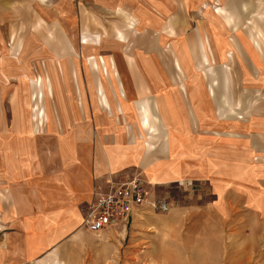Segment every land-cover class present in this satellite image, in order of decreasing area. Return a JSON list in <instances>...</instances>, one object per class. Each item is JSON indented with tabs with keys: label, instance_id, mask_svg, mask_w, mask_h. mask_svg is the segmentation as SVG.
I'll list each match as a JSON object with an SVG mask.
<instances>
[{
	"label": "crops",
	"instance_id": "0c3cea01",
	"mask_svg": "<svg viewBox=\"0 0 264 264\" xmlns=\"http://www.w3.org/2000/svg\"><path fill=\"white\" fill-rule=\"evenodd\" d=\"M90 4L119 19L106 31L107 44L83 46V61L54 56L53 49L43 62L39 75L47 72L52 90L42 97L45 120L39 125L32 118L29 95L6 103L0 213L15 218L5 224L11 231L2 255L26 256L25 238L41 250L55 245L81 226L93 192H105L109 180L137 176L148 199L169 206L174 190L192 192L228 223L236 252L228 256H240L237 264L258 256L255 264H264V44H251L264 31L241 30L237 48L215 41V22H230L237 12L244 21L264 20V0ZM194 20L201 24L194 28ZM173 37L181 38L179 50L169 46ZM89 55L104 60L107 77L89 65ZM230 68L240 70L239 79Z\"/></svg>",
	"mask_w": 264,
	"mask_h": 264
},
{
	"label": "rangeland",
	"instance_id": "374dc122",
	"mask_svg": "<svg viewBox=\"0 0 264 264\" xmlns=\"http://www.w3.org/2000/svg\"><path fill=\"white\" fill-rule=\"evenodd\" d=\"M90 2L0 0V124L7 120L6 103L18 102L21 95L24 98L29 95L34 103L30 107L36 123L40 125L45 120L42 97L51 95V80L46 71L43 76L39 72L43 71V62L52 57L53 49L56 50L54 56L59 54L62 59L72 57L75 61H83L86 55L83 46L100 45L101 48L107 44L106 31L114 29L119 18L102 14ZM223 7L229 11L228 6ZM207 8L202 11L206 13ZM222 8L218 12L224 13ZM242 16L237 12L230 22L227 18L226 21L215 22L216 28H220L218 41L215 39L220 48L225 44L230 46V43L237 48L233 41L243 38L241 30L245 33L252 30L255 34L257 29L264 31V20L244 21L240 18ZM126 19L127 27L132 26L134 21ZM191 23L195 28L201 21ZM90 33L94 34L92 40L86 36ZM116 37L123 39L118 31ZM169 42L173 43L170 47L179 50L180 37H173ZM251 42L253 49L256 46L260 48L264 37L256 38L254 35ZM258 55L261 56L260 53ZM235 58L240 60L239 54L236 53ZM260 58L264 60V53ZM85 60L102 76H108L101 57L89 55ZM23 71H26V76ZM239 71L231 69L232 77L239 79ZM242 76L244 84L245 73ZM96 82L99 94L101 86L98 80ZM239 88L240 82L238 87L236 85V89ZM172 195L173 203L166 213L144 209L133 216L124 229H107L94 235L80 226L55 245L46 244L43 250L39 248L42 246L30 244L29 238H25L24 252L28 254L21 259L3 256L4 237L11 231L5 224L14 220L15 213H0V264H237L240 256H228L236 253L230 246L232 236L228 223L218 220L192 192L174 190ZM257 258L253 256L252 264L257 262Z\"/></svg>",
	"mask_w": 264,
	"mask_h": 264
},
{
	"label": "built area",
	"instance_id": "2783aa9c",
	"mask_svg": "<svg viewBox=\"0 0 264 264\" xmlns=\"http://www.w3.org/2000/svg\"><path fill=\"white\" fill-rule=\"evenodd\" d=\"M169 208L164 199H148L144 182L137 176L109 180L105 192L91 194L82 209L80 225L89 234L98 235L107 229H124L144 209L166 213Z\"/></svg>",
	"mask_w": 264,
	"mask_h": 264
},
{
	"label": "bare ground",
	"instance_id": "6f19581e",
	"mask_svg": "<svg viewBox=\"0 0 264 264\" xmlns=\"http://www.w3.org/2000/svg\"><path fill=\"white\" fill-rule=\"evenodd\" d=\"M28 81V80H27Z\"/></svg>",
	"mask_w": 264,
	"mask_h": 264
}]
</instances>
